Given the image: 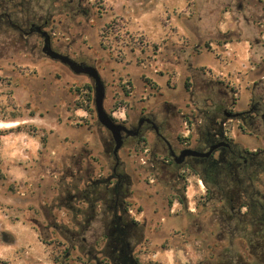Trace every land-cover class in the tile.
Returning <instances> with one entry per match:
<instances>
[{
    "label": "rangeland",
    "instance_id": "374dc122",
    "mask_svg": "<svg viewBox=\"0 0 264 264\" xmlns=\"http://www.w3.org/2000/svg\"><path fill=\"white\" fill-rule=\"evenodd\" d=\"M133 1L44 4L56 18L46 27L52 47L98 68L115 121L167 120L175 145L222 126L264 166V65L239 66L250 45L264 50V0ZM37 6L14 4L13 20L25 23L22 10ZM230 40L239 59L231 63ZM42 48L40 35L0 22V122H17L0 127V264H220L227 251L260 264L206 182L154 166L150 126L124 141L118 182L94 80ZM255 181L262 194L249 202L264 206V174Z\"/></svg>",
    "mask_w": 264,
    "mask_h": 264
},
{
    "label": "flooded vegetation",
    "instance_id": "af4514ba",
    "mask_svg": "<svg viewBox=\"0 0 264 264\" xmlns=\"http://www.w3.org/2000/svg\"><path fill=\"white\" fill-rule=\"evenodd\" d=\"M28 1L29 0H19L18 3V0H0V22H5L6 24L13 26L23 34L40 35L43 38L42 50L48 56H50L48 54L49 47L52 51L56 53L67 55L61 53L60 51L52 47L51 34L46 30V27L49 25L50 21L54 22L56 18L54 16L51 17L52 15L51 8L50 7L44 8V4L56 6V2L57 1L59 2V0H34L38 5L37 7L39 11H34L33 14L28 15L26 9H23L20 15L26 17L24 18L25 23L14 21L12 18L14 4H27ZM69 1L73 2L74 0H69ZM84 1L85 0H76L78 5L82 4ZM128 1L129 3L131 2L134 3L133 0H128ZM129 5L130 6L129 7L127 6V8L124 10L125 12L123 16L127 19L130 18L131 9L135 11L134 6L132 4ZM67 56L71 60H75L71 58L69 55ZM53 59L61 61L60 57H56ZM62 63L69 66L68 62H62ZM225 114L230 115V113H226V112ZM236 116L241 117V115L238 112L236 113ZM262 118H264V114H262ZM158 124L159 123L156 122V119L153 115H142L138 119L137 124L131 127H128L125 124L130 129H139V133L137 135H130L126 137L125 140L130 137L131 138L140 137L143 133L144 127L146 125L150 126V128L155 132V136L157 138V141L154 143L151 149V153L154 157V162L156 163L154 166L164 171L165 173H168L167 175H170L172 178L175 177L179 181L181 179L189 180L190 178L189 176L197 175L198 183H203L205 182V175L206 174L211 175L213 169L214 170L217 169L224 163L235 167L236 155H239V157L243 156L242 153H240V151H238V149L235 148V142L226 135V132H224V128L222 126L218 127L214 131H208L205 137L198 135L193 139L192 142L190 141L188 143V142L179 141L178 144L175 145L170 141L168 135L166 134V131L170 129V123L167 122L166 120V123L162 122L160 123V125ZM222 142L228 143V145H226L225 143L221 144L220 146L215 148L212 151V153L208 156H199V155H185L184 157L180 156L182 151L185 149H193L198 152H206L211 148V146ZM161 146L163 147L162 153L160 152L162 156L158 158L157 154L159 153V149H161L160 148ZM111 148H112V154L115 158V165L112 171L119 182L120 180H122L123 174L117 171L118 166L120 164V160H119V156H116V154L114 153L115 142L113 145H111ZM244 161L246 162V159H244ZM118 232H119L118 242H123L125 239V232L122 229L118 230Z\"/></svg>",
    "mask_w": 264,
    "mask_h": 264
},
{
    "label": "trees",
    "instance_id": "16d2710c",
    "mask_svg": "<svg viewBox=\"0 0 264 264\" xmlns=\"http://www.w3.org/2000/svg\"><path fill=\"white\" fill-rule=\"evenodd\" d=\"M1 136V132H0ZM235 148L242 153L243 156L236 155V165L222 164L217 169H213L211 175H205V182L209 185L208 196L213 198V194L219 197L227 208L229 217L226 219L228 224L236 220L243 224L245 232H247V249L250 248L254 255V259L260 264H264V206L258 197L250 203L248 195L262 194L261 189L256 185L255 175L264 174V166L254 162L253 154L247 158L244 150L238 145ZM246 159V162L244 161ZM254 177V178H253ZM247 208V211L242 213V209ZM240 215V217H238ZM226 218V217H225ZM234 229L231 228V231ZM124 243V241H123ZM125 258V249H121ZM235 254V255H233ZM220 264H250L247 258L242 255L230 252H225L222 255Z\"/></svg>",
    "mask_w": 264,
    "mask_h": 264
},
{
    "label": "water",
    "instance_id": "95a60500",
    "mask_svg": "<svg viewBox=\"0 0 264 264\" xmlns=\"http://www.w3.org/2000/svg\"><path fill=\"white\" fill-rule=\"evenodd\" d=\"M48 49H49L48 54L51 56V58L60 57L62 62L69 63V66L73 70V72L77 74H86L94 80L95 107L97 111V117L99 122L110 131L113 140L115 142L114 153L116 154V156H118V151L123 146L125 138L130 135H137L139 133V129H130L125 124L115 121L114 118L108 114V112L104 107L105 84L102 80L99 70L95 66L82 62H77L75 60H71L67 55H62L52 51L50 47ZM224 143L225 142L213 145L206 152H198L193 149H185L182 151L180 156L181 157H184L185 155L208 156L212 153V151L215 148H217L218 146ZM225 144L228 145V143Z\"/></svg>",
    "mask_w": 264,
    "mask_h": 264
},
{
    "label": "crops",
    "instance_id": "0c3cea01",
    "mask_svg": "<svg viewBox=\"0 0 264 264\" xmlns=\"http://www.w3.org/2000/svg\"><path fill=\"white\" fill-rule=\"evenodd\" d=\"M260 38L262 39L261 42L264 41V30H262V28H260ZM231 42H232L231 40L226 41V43L223 45L225 53H227L229 55V59H231L230 63L239 60L237 55V50L232 49L230 46ZM247 52L249 55L245 57V59H240L239 66L242 65L244 67L248 66L250 68H254L255 66H261L262 64L264 65V50L255 51L253 50L252 45H250V49ZM219 65H221L220 61H219Z\"/></svg>",
    "mask_w": 264,
    "mask_h": 264
},
{
    "label": "bare ground",
    "instance_id": "6f19581e",
    "mask_svg": "<svg viewBox=\"0 0 264 264\" xmlns=\"http://www.w3.org/2000/svg\"><path fill=\"white\" fill-rule=\"evenodd\" d=\"M15 124H17V122H0V127L7 128L12 127Z\"/></svg>",
    "mask_w": 264,
    "mask_h": 264
}]
</instances>
